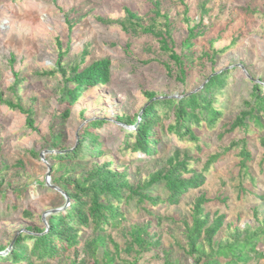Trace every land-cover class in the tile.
<instances>
[{
  "label": "rangeland",
  "instance_id": "1",
  "mask_svg": "<svg viewBox=\"0 0 264 264\" xmlns=\"http://www.w3.org/2000/svg\"><path fill=\"white\" fill-rule=\"evenodd\" d=\"M154 2L159 4L160 14L169 18L172 48L178 56L187 54L181 42L188 27L196 26L200 33L190 51L192 60L185 62L183 83L176 79L177 69L155 37L124 31L119 25L126 19L127 8L142 18V26L164 32V19L153 16ZM68 23L72 24L70 31ZM211 50L218 52L216 58L210 59ZM58 53L64 55L60 62L67 70L75 65L83 69L103 59L110 63V81L85 92L69 108L66 119L61 118L67 107L60 101L61 75H42L56 71ZM223 70L228 71L225 85L207 96L220 116L213 124L202 121L198 127L192 125L196 142L180 141L168 131L174 125V111L160 104L155 106L153 130L159 138L155 155L146 162L142 155L124 150L125 135L131 129L118 119L140 117L150 103L146 94L154 93L155 101H179L198 93L210 75ZM16 79L20 83L14 87ZM253 82L264 84V0H1V98L19 103L25 110L33 108L34 129L26 127L25 115L0 103V247L4 248L0 257L10 252L22 235H30L27 228H47L50 215L68 208L59 178L80 179L94 165L112 162L110 168L125 171L129 183L136 186L163 168L175 151L180 159L189 155L188 168L197 172L210 156H219L204 173L203 185L185 193L176 206L145 205L153 214L149 215L134 199H122L119 207L125 221L115 229H105V235L118 247L117 264H193L182 250L184 225L191 224L193 203L202 194L211 200L206 212L225 216L224 227L214 240L232 241L245 226H258L264 218V148L259 141L264 129L248 122L246 131H230L236 117L246 110L244 103L250 101ZM95 120L104 122L96 130L103 144L102 156L55 158L73 150L79 132ZM243 145L252 158L249 175L239 169ZM149 192L161 201L167 197L162 183ZM145 224L151 238L160 243L136 257L133 251H124L130 241L127 232L132 226ZM78 229L74 248L59 252L53 259L30 256V263L92 264L86 245L94 237L92 227ZM23 243L30 254L32 241ZM105 249L114 254L108 240ZM257 249L264 254V240ZM102 255L99 248L96 258L100 260ZM0 264L11 263L0 259ZM248 264H264V257L251 254Z\"/></svg>",
  "mask_w": 264,
  "mask_h": 264
},
{
  "label": "trees",
  "instance_id": "2",
  "mask_svg": "<svg viewBox=\"0 0 264 264\" xmlns=\"http://www.w3.org/2000/svg\"><path fill=\"white\" fill-rule=\"evenodd\" d=\"M1 1V0H0ZM153 16L164 19V32H155L154 29L142 26V18L136 13L125 9L126 19L119 22L124 31L127 29L131 33L149 34L158 40L160 50L168 53V59L177 69V78L181 83L185 79V62L192 60L191 49L194 40L200 36L196 32V26L187 29V37L181 42V47L187 51V54L178 56L173 51L174 42L171 37L169 18L161 15L159 4H153ZM103 23H112L103 21ZM117 23V22H115ZM72 29V24L68 23V30ZM60 47V46H59ZM224 49L221 51L223 52ZM210 59L216 58L218 52L212 51ZM220 52V53H221ZM62 53H58L56 61V71L43 72V76H52L56 73L62 77V87L60 89L61 104L67 107L61 114L62 119L69 116V108L72 107L85 92L106 85L110 81V63L103 59L93 62L88 66L80 69L79 65L72 66L69 70L61 65L60 60L63 58ZM208 57V55H205ZM184 58V60H182ZM13 62V60L11 59ZM82 61V60H81ZM168 72V67H166ZM228 71L223 70L219 73L210 75L203 87L198 93H191L179 101L164 100L155 101L154 93L146 94L149 105L144 108L142 114L137 119L133 117H121L120 123L126 125L129 130L125 135L124 150L129 151L131 155L140 154L147 162L156 153V147L159 138L154 133L156 126L155 106L163 104L174 111V125L168 127V131L177 136L183 142H196L198 140L192 128V125L198 127L202 121L213 124L220 116V112L211 108V102L207 99L211 93L225 85ZM248 80L249 77H247ZM20 83L18 79L14 82V87ZM264 83V82H263ZM264 84H255L253 82L250 101L245 102L246 110L237 116L230 127V131L241 128L244 131L248 129V122H253L255 126L264 129ZM0 103L10 110H17L26 116V127L33 130L34 121L33 108L23 109L19 103H12L8 100H2L0 94ZM103 121L95 120L87 123L79 132L76 146L73 150L65 151L62 156L55 157L59 160L76 159L89 156L91 159L103 155L102 146L96 130L103 125ZM260 146L264 148V134L260 138ZM219 155L210 156L204 163L202 170L197 172L188 168V162L191 159L189 155L182 156L180 159L179 152L175 151L174 155L166 161L163 168L151 173L143 183L133 186L127 179L126 172H118L111 169L112 162H105L100 166L94 167L86 174L85 177L76 180H62L60 189L64 198L69 200V206L63 212L50 215L46 222L47 228L41 230L36 228H27L30 235H22L18 239L11 251L4 257H0L2 262L19 264V261L30 263V256H35L38 260H44L58 255L59 252H65L74 248L78 244L80 227H92L94 237L88 242V257L92 264H117L118 247L114 245L110 237L106 236V228H117L125 218L120 210V204L123 198L134 199L136 204L142 207L149 215H153L144 206L156 207L160 204L176 206L180 203L181 197L191 189L200 188L205 180L204 173L207 172L214 164ZM241 157L239 169L244 170L249 175L248 164L251 162V154L247 147L243 145L240 149ZM261 161L264 162V152ZM59 168H62L60 166ZM184 174H189L185 177ZM251 183L255 180L250 177ZM55 181V180H54ZM163 184L167 193L164 201L159 198L150 196V190L157 184ZM71 186V188H69ZM126 194V195H125ZM259 199H263L259 197ZM211 202L205 195L198 196L192 206L191 224L184 225L185 231V248L183 252L189 256L193 264H248L251 254L254 256L264 257L262 252H258V245L264 240V218L258 226L251 228L245 226L240 233H235L233 240L220 241L214 240L224 227V215L218 213L211 214L206 212L205 207ZM116 203V204H114ZM256 217V210H253ZM149 225L132 226L127 232L129 242L124 251H133L138 257L141 253L157 248L158 240H153L148 234ZM237 231V229H235ZM23 240H31L32 247L30 254H27L26 246ZM112 244L114 254L106 251V241ZM103 249V255L100 260L96 258L97 250ZM6 249V248H5ZM4 248L0 247V253ZM186 250V251H185ZM168 256V253H164ZM223 260V261H222ZM127 264H135L129 262ZM170 264V263H168Z\"/></svg>",
  "mask_w": 264,
  "mask_h": 264
},
{
  "label": "water",
  "instance_id": "3",
  "mask_svg": "<svg viewBox=\"0 0 264 264\" xmlns=\"http://www.w3.org/2000/svg\"><path fill=\"white\" fill-rule=\"evenodd\" d=\"M49 172H50V169H48V171H47V177L49 176ZM66 204H68V200H66Z\"/></svg>",
  "mask_w": 264,
  "mask_h": 264
}]
</instances>
